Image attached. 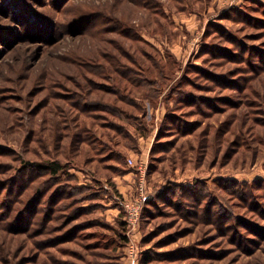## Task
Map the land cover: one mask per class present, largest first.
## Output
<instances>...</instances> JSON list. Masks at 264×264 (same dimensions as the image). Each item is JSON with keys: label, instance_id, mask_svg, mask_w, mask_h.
Listing matches in <instances>:
<instances>
[{"label": "rangeland", "instance_id": "374dc122", "mask_svg": "<svg viewBox=\"0 0 264 264\" xmlns=\"http://www.w3.org/2000/svg\"><path fill=\"white\" fill-rule=\"evenodd\" d=\"M0 264H264V0H0Z\"/></svg>", "mask_w": 264, "mask_h": 264}, {"label": "built area", "instance_id": "2783aa9c", "mask_svg": "<svg viewBox=\"0 0 264 264\" xmlns=\"http://www.w3.org/2000/svg\"><path fill=\"white\" fill-rule=\"evenodd\" d=\"M130 163L133 164V160H130ZM126 210L129 213V223L132 225H136L140 219V207L127 203L126 204ZM135 262V261H134Z\"/></svg>", "mask_w": 264, "mask_h": 264}]
</instances>
